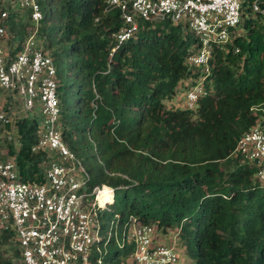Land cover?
<instances>
[{
	"label": "trees",
	"instance_id": "obj_1",
	"mask_svg": "<svg viewBox=\"0 0 264 264\" xmlns=\"http://www.w3.org/2000/svg\"><path fill=\"white\" fill-rule=\"evenodd\" d=\"M251 1L240 0L242 32L236 25L224 49L212 50L206 93L188 109L166 106L203 74L188 61L199 41L184 25L138 21L116 44L122 22L118 10L104 11L105 0H37L35 38L55 65L58 130L89 176L86 190H106L96 216L106 243L87 264H130L131 223L175 230L193 264H264V182L232 154L262 114L253 107L264 108V22ZM6 25L12 56L31 23L14 11ZM39 120L20 116L17 148L0 144L21 181H43L48 154L31 151ZM9 127L6 119L0 133ZM4 246L20 261L11 233L0 230V264H11Z\"/></svg>",
	"mask_w": 264,
	"mask_h": 264
},
{
	"label": "built area",
	"instance_id": "obj_2",
	"mask_svg": "<svg viewBox=\"0 0 264 264\" xmlns=\"http://www.w3.org/2000/svg\"><path fill=\"white\" fill-rule=\"evenodd\" d=\"M261 1L252 0L250 8L264 22ZM113 9L122 22L114 34L116 44L130 37L138 21L181 23L198 38V49L188 61L203 74L182 90V106L195 108L196 100L206 93L202 83L209 73L212 50L224 49L231 29L240 21V0H105L104 11ZM14 11L26 12L31 28L21 48L10 56L2 44L6 18ZM40 18L37 0H0V123L6 120L2 106L9 111L13 103L30 116L39 115L31 151L42 150L49 157L42 182L21 181L13 159L0 158V230L11 233L21 264H87L89 255L99 253L106 243L101 242L96 218L97 209L104 206L96 196L104 185L86 190L89 176L58 130L55 65L35 38ZM253 109L262 114L240 135L232 154L239 153L252 164L255 179L264 182V108ZM155 233L153 226L131 223L127 233L134 246L130 264L178 260L174 244Z\"/></svg>",
	"mask_w": 264,
	"mask_h": 264
},
{
	"label": "rangeland",
	"instance_id": "obj_3",
	"mask_svg": "<svg viewBox=\"0 0 264 264\" xmlns=\"http://www.w3.org/2000/svg\"><path fill=\"white\" fill-rule=\"evenodd\" d=\"M181 24V23H180ZM182 25V24H181ZM234 30L236 32L241 33L242 29L239 25H237ZM40 44L41 42L38 41ZM5 48L4 44H2V48ZM7 50V47H6ZM183 91L180 89L178 90V92L175 94L174 98H172L170 100V103L166 104V106H170L172 105L173 107L175 106H182V101H183ZM28 113H25L24 111H22L21 109H19L16 105V103H13L11 105V109L8 111V113L6 112V119L9 121V125L10 127L8 128V130H2V132L0 133V144L1 143H6V141H10L13 143L14 148H17L18 146V142L16 139V134H15V130H14V126H13V122L19 118L20 116H24L27 115ZM4 151V149L0 148V156L2 154V152ZM79 160V159H78ZM80 161V160H79ZM90 163L94 164V161H90ZM82 165V164H81ZM82 167L84 168V166L82 165ZM85 169V168H84ZM78 177H81L80 173L77 171ZM155 235L159 236L157 238L162 239L164 242H170L172 244H174V247L178 253V260L174 263V264H193V262L190 260V258L185 254L183 247L181 245H179V241L175 238L176 234H175V230L172 231H167V233H165L164 235H162V233L160 231L156 232ZM3 248V255L4 257H8L11 260V264H21L20 261L18 259L13 258L12 254H11V250L4 246Z\"/></svg>",
	"mask_w": 264,
	"mask_h": 264
},
{
	"label": "bare ground",
	"instance_id": "obj_4",
	"mask_svg": "<svg viewBox=\"0 0 264 264\" xmlns=\"http://www.w3.org/2000/svg\"><path fill=\"white\" fill-rule=\"evenodd\" d=\"M96 199L101 206L106 203V190L103 187L97 194Z\"/></svg>",
	"mask_w": 264,
	"mask_h": 264
}]
</instances>
